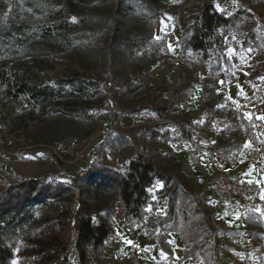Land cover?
<instances>
[{"label":"trees","instance_id":"1","mask_svg":"<svg viewBox=\"0 0 264 264\" xmlns=\"http://www.w3.org/2000/svg\"><path fill=\"white\" fill-rule=\"evenodd\" d=\"M125 1L0 0V130L11 137L54 141L58 136V142H71L93 133L98 114L106 113L103 109L110 114L127 105L134 116L151 112L164 117L157 104L161 94L149 98L155 89L146 66L169 53L166 35L156 38L153 29L126 27L121 20L129 6H124ZM139 1L150 10L155 24L163 14V0ZM189 1L175 0L173 4L177 7ZM215 1L188 4L182 33L186 49L205 63L220 57L225 36L234 34L238 38L233 41L235 46L262 51L264 27L255 13L237 0L239 7L225 14ZM244 19L252 20L248 29L242 26ZM79 48L101 50L105 65L97 67L67 57L68 51ZM116 48L126 53L123 67L115 66ZM57 69L60 73L51 75ZM134 92L144 96L127 104L124 99ZM59 117L75 120L78 127H64L58 135L52 125ZM243 126V132L249 134L250 122L240 115L219 131L223 151L238 148ZM147 127L150 144L144 149L135 147L120 168L96 163L90 157L67 179L43 174L0 185V264H11L14 258L17 264H67L71 256L72 264H100L112 236L113 218L121 214L127 222L139 223L155 182L161 183L159 192L166 196L164 221L173 219L166 230L177 231L185 244L182 258L220 264L223 245L212 239L206 199L187 184L182 161L174 157L173 148L164 144L163 152L158 147L166 131L158 132L159 125ZM182 135L190 138L189 133ZM167 158H172L173 167L162 172ZM81 182L93 188L94 200L76 192ZM176 204L180 207L173 216ZM165 238L160 235L157 243L169 252Z\"/></svg>","mask_w":264,"mask_h":264},{"label":"rangeland","instance_id":"2","mask_svg":"<svg viewBox=\"0 0 264 264\" xmlns=\"http://www.w3.org/2000/svg\"><path fill=\"white\" fill-rule=\"evenodd\" d=\"M174 1L163 0V14L155 24L150 10L139 0L125 1L124 6H129L121 16L126 27L153 29L156 38L166 35L169 53L146 66L155 89L149 98L161 94L157 104L164 117L160 118L151 112L134 116L128 112L127 105L110 114L107 109H103L106 113L98 114L99 122L93 133L86 139L76 138L71 142H58V136L54 141L40 140L35 136L11 137L0 130L1 186L20 177L30 178L43 174L67 179L84 167L90 157L96 163L120 168L123 162L130 159L135 147L144 149L150 144L151 138L146 134L147 126L159 125L158 132L166 131V134L159 139L158 147L163 152L166 151L164 144L173 148L174 157L182 161L187 184L199 197L205 198L206 205L210 206L216 201L213 186L192 169V161L184 152L189 144L183 139L182 132L195 137L206 127L209 133L215 135L218 143L219 131L229 125L230 120L236 121L242 115L250 122L256 136L253 143L244 146L246 136L242 135V145L236 151L223 155V164L227 171L246 179L251 178L261 188L264 187V49L261 51L235 46L233 41L238 38L229 34L222 43L221 56L200 63L197 56L186 49L182 38L187 26L185 11L188 4L195 0L180 2L177 7ZM241 2L255 13L258 23L264 27V0ZM215 6L225 14H230L239 7V3L237 0H216ZM244 20L242 26L248 29L247 25L252 20ZM170 41L173 43L170 44ZM114 54L115 66H125V51L116 48ZM67 57L97 67H103L106 63L104 52L94 48L72 49L68 51ZM60 71L57 69L51 75H57ZM143 96L140 92H134L124 100L131 104ZM207 109L210 112L208 116ZM215 109L222 112H216ZM210 116L213 118L207 120ZM53 121V131L60 136L64 127H78V123L69 117H59ZM241 130H244V126ZM218 145L223 153V142ZM172 161V158H167L166 166L161 171L173 167ZM236 167H239V171H234ZM161 186L160 182H155L150 187V202L145 206L139 223H129L121 214L113 218L112 236L107 243L109 253L103 256L100 264H202L199 259H183L185 244L179 234L165 232L172 221H164L166 196L159 192ZM77 187L76 192L82 198H96L89 184L81 182L77 183ZM237 219L233 215H214L211 219L210 230L214 231L215 240L223 245L220 264H264V217L261 221L254 218L250 222L246 218L247 223L242 228L237 226ZM215 224L219 226L217 230ZM160 235H167L169 252L159 248L157 241ZM72 259L71 256L67 264H72ZM11 264H17L16 258Z\"/></svg>","mask_w":264,"mask_h":264},{"label":"built area","instance_id":"3","mask_svg":"<svg viewBox=\"0 0 264 264\" xmlns=\"http://www.w3.org/2000/svg\"><path fill=\"white\" fill-rule=\"evenodd\" d=\"M206 114L208 116L207 110ZM209 138L210 133L205 127L200 134L193 136L190 145L184 152L190 157L194 171L201 176V179L213 186L216 201L211 203V219L217 214L220 207H224L227 212L237 210L241 216H246L250 210L258 206V194L261 186L257 181L249 182L240 176H232L227 173L218 161L219 148L217 144ZM202 154L208 156L206 163L200 158ZM179 207L178 204L174 206L173 216ZM214 226L216 230L219 228L216 224ZM212 239H215L214 231Z\"/></svg>","mask_w":264,"mask_h":264},{"label":"crops","instance_id":"4","mask_svg":"<svg viewBox=\"0 0 264 264\" xmlns=\"http://www.w3.org/2000/svg\"><path fill=\"white\" fill-rule=\"evenodd\" d=\"M169 1H171L172 2V0H169ZM171 43H173V42H171L170 41V44ZM207 111H209L208 109H207ZM210 112H208V114H209ZM244 117V116H243ZM245 118V117H244ZM246 119V118H245ZM247 120V119H246ZM248 121V120H247ZM242 135H245L246 136V139L244 140V143H243V145L244 146H247V144H251V143H253V139H254V137L256 136L255 135V132H254V129H252L251 130V132L248 134V133H244L243 131H242V134H241V136ZM193 134L191 135L190 134V138L187 140V139H184V140H186L187 141V143L190 145V142H191V139L193 138ZM240 136V145L238 146V148L242 145V139H243V137H241ZM212 142H214V143H216L217 144V146H218V148H219V157H218V161L222 164V166H223V168H224V170L226 171V172H228L229 174H231L232 176H239V175H237V173H232V172H229V171H227V169L225 168V166H224V164H223V158H225L223 155H227V154H229V153H231V152H234V151H236L238 148H236V149H234V150H231V151H228V152H225V151H223V153L221 152V147L218 145V143H217V140H216V137H215V135L213 134V133H210V138H209ZM257 146H259V144H257ZM223 147H224V143H223ZM207 155L206 154H202V155H200V158H201V160L202 161H204V163H206L207 162ZM237 164H239L238 162H236ZM191 167H192V169L194 170V168H193V165H191ZM234 171H239V167H236L235 168V170ZM240 177H242V176H240ZM243 179H245L246 181H249V182H252V181H254L253 179H251V178H248V179H246V178H244V177H242ZM262 183H263V185H264V182L262 181ZM262 197H264V187L263 188H261V190H260V192H259V194H258V206L257 207H255V208H253L252 210H250V212L246 215V216H241L240 214H239V212L237 211V210H233V211H230V212H227L226 210H225V208L224 207H220L219 209H218V211H217V214H216V216H218V217H220V216H224V217H226V216H230V215H233V216H235V217H238V219L239 218H241V219H237L235 222L236 223H238L237 224V226L239 227V228H242V226H244V225H246V223H247V220H246V218H248V222H250V221H252L254 218L256 219V220H258V221H261L262 220V218L264 217V199H262ZM209 207V209H210V207H211V204H210V206H208ZM166 209V208H165ZM235 223V224H236ZM166 233H168L169 234V232L171 233V232H177V231H165ZM178 233V232H177ZM165 239H167V235H165ZM159 246V245H158ZM160 248V247H159ZM161 249V248H160ZM165 251V250H164ZM109 253V251H108V249H107V247H106V250H105V252H104V254H103V256L105 255H107ZM223 253V251L219 254V256H221V254Z\"/></svg>","mask_w":264,"mask_h":264},{"label":"snow or ice","instance_id":"5","mask_svg":"<svg viewBox=\"0 0 264 264\" xmlns=\"http://www.w3.org/2000/svg\"><path fill=\"white\" fill-rule=\"evenodd\" d=\"M229 51L231 52L232 50H231V49H229ZM262 199H264V197H262Z\"/></svg>","mask_w":264,"mask_h":264}]
</instances>
